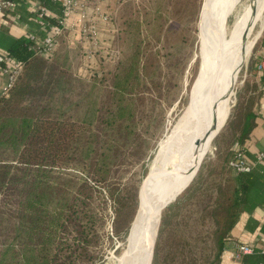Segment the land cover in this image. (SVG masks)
Returning <instances> with one entry per match:
<instances>
[{
  "label": "rangeland",
  "instance_id": "rangeland-1",
  "mask_svg": "<svg viewBox=\"0 0 264 264\" xmlns=\"http://www.w3.org/2000/svg\"><path fill=\"white\" fill-rule=\"evenodd\" d=\"M163 1L165 15L159 17L162 10L156 9L155 5L161 0H112L107 4L114 12L113 22L116 28L112 45L109 39L104 45L105 34L99 37L101 45L98 46L87 39L78 40L79 37L73 32H65L52 52L59 49L60 52L57 51L55 58L58 63L78 75V79L86 80L83 81L86 82L84 89L79 81H75L71 89L70 99L73 100L74 113L82 116L91 105L95 111L94 126L98 131L96 133L99 141L94 142L93 147L91 145L95 150H91L86 156L89 170L87 176L90 177L91 184L96 185L92 206L105 215L108 235L104 237L101 247L102 260L97 264H158L160 261L155 259V255L160 248V241L169 237H177L183 243L185 241L194 252L201 251L196 253L198 255L186 256V264H190L193 257L198 260L196 264H202L200 255L204 258L203 264H215L222 204L226 203L236 185V172L228 166V160L233 155L236 144L234 142L238 140L235 125L240 111H243L241 107L244 109L245 105L251 106L249 91L253 85L245 82L246 66L264 28V0H221L216 9L219 28L215 42L220 40L223 25L224 31L217 49L214 72L225 69L222 80L231 101L230 106L221 121L218 120L207 131L206 136L209 137L204 140L190 167L164 172V186L174 187L163 200V205L168 203V216L162 223L160 216L163 215H159L155 235H150L148 250L144 252L145 248H142V260L137 258L135 252L138 243L132 241L131 237L133 233L140 231L142 238L146 240V234L142 230L143 221L152 205L154 184L162 174V171L154 169L155 159H160L169 150V143L177 136L178 120L194 107L200 93H203L205 85L200 69L207 65L211 56L207 55V45L209 13L213 0ZM145 11L150 15L148 22L147 18L144 19ZM130 14L139 15L140 31L129 22L127 16ZM119 26L122 31L125 27L129 29L124 38L121 37V41L118 35ZM106 35L111 38L114 36ZM62 40L71 47L64 48ZM121 43L125 61L117 67ZM110 45V49H107ZM239 48L235 57H232L233 52ZM147 53H151L149 58L151 57L153 63L150 70L153 75L141 71L139 84L129 77L125 86L111 90L104 84L94 82L95 76L103 72L111 75L117 70L122 76L129 73L132 63L141 65ZM178 57L180 58L177 62ZM155 78L162 83H155ZM217 84L218 81H214V86ZM227 120L230 126L223 130V134H219ZM119 127L122 129L118 130ZM103 172L106 180L101 177ZM81 182L76 179L72 186H78ZM112 182L125 190L126 201L130 204L119 214L115 201L106 194V184L113 188ZM190 184L193 192L191 196H186V191H183ZM99 186L104 193V199L98 191ZM161 192L164 190L158 192L157 198ZM179 195V198H183L179 203L181 208H172L171 205H174V200ZM192 202L197 210L206 206L203 215L197 218L203 224L204 232L201 237L197 235L195 225L188 233H182V226L176 224L183 221L184 217L187 222L190 221L191 207L185 206ZM154 222H157L155 216ZM162 229L165 232L161 233ZM194 243L201 244V250ZM161 248L166 253L167 248ZM183 255L185 254L180 253L176 258ZM13 262L11 259L9 264Z\"/></svg>",
  "mask_w": 264,
  "mask_h": 264
},
{
  "label": "trees",
  "instance_id": "trees-1",
  "mask_svg": "<svg viewBox=\"0 0 264 264\" xmlns=\"http://www.w3.org/2000/svg\"><path fill=\"white\" fill-rule=\"evenodd\" d=\"M38 1L59 11V4L53 0ZM163 5L162 0L155 5L156 9L162 10L159 17L165 15ZM127 18L133 28L139 30V15L130 14ZM145 18L147 22L150 20L148 11H145ZM128 31L126 27L122 31L119 26L120 41ZM62 45L71 47L66 41ZM120 46L117 67L125 61L122 43ZM57 51L60 52L59 49ZM57 51L50 55L37 54L25 37L17 39L7 52L23 64V71L8 92L0 95V264H9L11 259L14 260L11 264H97L102 260L101 247L104 237L108 236L107 222L103 212L92 206L96 185L91 184L87 176L86 158L91 150H95L93 143L99 141L94 126L95 111L91 105L82 116L74 113L71 89L75 81L81 82L84 89L86 82L83 81L86 80L78 79V75L59 64L55 59ZM149 56L151 53L145 54L141 65L132 63L130 72L123 76L115 70L111 75L103 72L93 80L111 90L125 86L129 77L139 84L141 71L153 75L150 70L153 61ZM155 79V83H162ZM241 109L243 111H240L235 125L238 140L234 143H241L252 127V100L250 107L245 105ZM228 120L219 134L230 126ZM240 174L236 176L233 193L226 203H221L223 209L217 230L215 264H220L223 248L237 219L243 188L246 187L241 183ZM101 177L106 180L104 175ZM76 179H80L81 184L72 186ZM112 186L106 184V194L115 201L119 214L130 204L126 201L125 190L113 182ZM190 187L191 184L183 191H186V196L192 195ZM98 191L104 199L100 186ZM180 195L172 208H181L179 203L183 198H179ZM185 207H191L190 221L184 217L176 224L182 226V233H188L195 225L194 229L197 228L196 233L201 237L203 224L198 219L206 206L197 210L192 202ZM166 209L162 212V223L168 216ZM160 232H165V229ZM176 238L160 241L155 255V259L160 261L158 264H186V256L201 253L194 252L185 241L183 243ZM194 244L201 250V244ZM161 246L167 248L166 253ZM180 253L185 255L176 258ZM201 257L203 264L204 258ZM243 260L259 264L264 262V253L256 251ZM196 263L198 260L193 257L190 264Z\"/></svg>",
  "mask_w": 264,
  "mask_h": 264
},
{
  "label": "crops",
  "instance_id": "crops-1",
  "mask_svg": "<svg viewBox=\"0 0 264 264\" xmlns=\"http://www.w3.org/2000/svg\"><path fill=\"white\" fill-rule=\"evenodd\" d=\"M38 0H15V5L6 15L0 17V50L7 53L11 45L29 33L42 34L45 31L34 20L33 11ZM264 26V21H263ZM264 61V28L257 40L252 58L246 66L245 82L250 88L252 99V127L240 143L249 162L254 165L250 172H243L242 200L237 219L230 231L229 240L245 242L260 251L264 247V71L258 68ZM7 82V76L0 73V92ZM236 176L239 173H235ZM222 251L220 264H253L245 260L236 262L227 248Z\"/></svg>",
  "mask_w": 264,
  "mask_h": 264
},
{
  "label": "built area",
  "instance_id": "built-area-1",
  "mask_svg": "<svg viewBox=\"0 0 264 264\" xmlns=\"http://www.w3.org/2000/svg\"><path fill=\"white\" fill-rule=\"evenodd\" d=\"M53 1L59 4V11L52 10L40 1L33 11L35 22L45 31L42 34L29 33L26 36L30 41V48L37 54H52L59 43V38L65 32H73L79 37L78 40L87 39L98 46L101 45L99 37L105 34L104 45L108 39L112 45L116 31L113 22L114 12L109 9V6L107 7V4L109 5L112 0ZM105 2L106 4H104ZM14 5L15 1L13 0H0V17L6 15ZM106 34H113L114 36L111 38ZM111 45L107 49H110ZM110 52L111 50L109 54ZM258 68L264 71V61L259 63ZM22 71L23 64L21 62L0 50V73L7 76V82L0 95L8 92ZM228 166L236 173L250 172L254 168V165L246 158L240 143L234 145L233 155L228 161ZM226 249L232 253V258L236 262H242L245 256L256 252L255 247L248 243L229 239ZM260 252L264 253V247L260 249ZM259 264H264V262Z\"/></svg>",
  "mask_w": 264,
  "mask_h": 264
},
{
  "label": "bare ground",
  "instance_id": "bare-ground-1",
  "mask_svg": "<svg viewBox=\"0 0 264 264\" xmlns=\"http://www.w3.org/2000/svg\"><path fill=\"white\" fill-rule=\"evenodd\" d=\"M220 1L221 0L212 1L211 11L209 13L208 24L210 26V31L208 33L207 55L211 54V56L209 55L210 58L207 65L204 68L201 66L200 69V75H202L205 85L204 91L203 93H200L199 99L194 107L190 109L185 116L180 119L178 118V122L176 121L179 128L177 129L178 132L176 138L174 137L175 139L173 138V141L170 143L168 142L169 145L171 144L169 150H166L160 159H155L154 169L162 171V174L157 178L154 184L155 188L152 192L151 198L152 205L149 209V214L147 213L148 216H146L143 221L142 230L143 233L146 234V240L145 238H142V233L140 231L133 233L131 237L133 239L132 241L138 243L135 253L140 261L143 257L142 248H145L144 252L148 250V243L151 240L150 235L151 233L152 236L155 235L159 221L160 209L164 206L163 200L166 199L168 191L174 188H167L164 186V177L166 175L164 172H174L176 171V168L190 167L193 160L199 154L204 140L209 137L206 136L207 131L211 129V127L216 124L218 120L221 121L230 106L231 101L222 80L223 71L225 69L223 68L224 70L219 71L218 73L214 72V67L217 63L218 57L217 49L220 45L221 37L224 31L223 25L220 40L218 43L215 42L219 28V15L216 9L219 7ZM239 50L240 48L234 51L232 57H235V54ZM216 80L218 81V84L217 86H214V81L216 82ZM218 128H216V130ZM161 189H163L164 192H161L157 198L158 192L161 191ZM154 216L157 220L156 224L154 222Z\"/></svg>",
  "mask_w": 264,
  "mask_h": 264
},
{
  "label": "water",
  "instance_id": "water-1",
  "mask_svg": "<svg viewBox=\"0 0 264 264\" xmlns=\"http://www.w3.org/2000/svg\"><path fill=\"white\" fill-rule=\"evenodd\" d=\"M198 168H199V167H198ZM142 185H143V184H142ZM167 205H168V203L165 204L164 206H162V208L160 209V215H161L163 209L167 207ZM160 217H161V216H160ZM157 235H158V231H157V234H156V238H157ZM156 238H155V241H154V244H153V249H152V255H151L152 259H153V255H154V248H155Z\"/></svg>",
  "mask_w": 264,
  "mask_h": 264
}]
</instances>
